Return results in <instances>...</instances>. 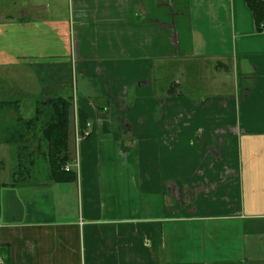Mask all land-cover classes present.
I'll use <instances>...</instances> for the list:
<instances>
[{
  "label": "crops",
  "instance_id": "crops-1",
  "mask_svg": "<svg viewBox=\"0 0 264 264\" xmlns=\"http://www.w3.org/2000/svg\"><path fill=\"white\" fill-rule=\"evenodd\" d=\"M251 1L0 0V70L74 101L75 175L0 184V264H264L242 224L264 218Z\"/></svg>",
  "mask_w": 264,
  "mask_h": 264
},
{
  "label": "trees",
  "instance_id": "trees-1",
  "mask_svg": "<svg viewBox=\"0 0 264 264\" xmlns=\"http://www.w3.org/2000/svg\"><path fill=\"white\" fill-rule=\"evenodd\" d=\"M251 7L256 15L259 26L263 20L260 16L264 14V4L251 1ZM264 26V24H263ZM72 97H57L40 99L34 106V114L27 121H19L17 125L0 130V145L13 149L12 173L13 183H33L34 168L38 161L47 167L48 181L63 182L70 178L74 179L73 171L65 170L71 164L70 159V129L73 112ZM7 102H0V111L7 106ZM17 107V106H16ZM78 126L82 131L86 125L84 117L77 113ZM90 137V136H89ZM36 146L38 153L32 148ZM44 184V183H43Z\"/></svg>",
  "mask_w": 264,
  "mask_h": 264
},
{
  "label": "rangeland",
  "instance_id": "rangeland-1",
  "mask_svg": "<svg viewBox=\"0 0 264 264\" xmlns=\"http://www.w3.org/2000/svg\"><path fill=\"white\" fill-rule=\"evenodd\" d=\"M10 72V73H9ZM15 74V75H14ZM19 76L17 73H13L11 71H2L0 70V102H7L6 109L0 111V130L4 131L6 128L11 129V127H14L18 124L19 121H27L30 117L34 114V106L37 105L38 97L36 98V94L34 93V86L32 82H28L25 80V83L27 82L28 86V92L29 96L28 99L27 95L20 94V89L18 86V83L20 82ZM24 81V80H23ZM13 82V84H12ZM24 82H20L19 86H23ZM68 87L69 91H71V94L73 95V90L76 88L75 82L71 80V78H68ZM24 88V86H23ZM11 90H14L11 91ZM16 90V91H15ZM207 91V87H203L199 92H201L199 95H205L202 93H205ZM31 92V93H29ZM74 102V101H73ZM17 106V107H16ZM71 117V116H70ZM71 127V126H70ZM71 135V134H70ZM72 136V135H71ZM7 146L0 145V184H4L6 182H9L10 174L13 173L14 165H13V149L10 148L8 151ZM35 150V153L37 154L38 151L36 150V146L32 147ZM73 151L69 152L68 155L72 154ZM71 156V155H70ZM47 165L42 163L41 161H38L35 165V168L33 169L34 172V181L33 183H48L49 175L47 176V169H45ZM118 181L120 183H125L126 179L125 176L119 175ZM24 184H30V183H24ZM145 208V205H144ZM250 223L252 225V230L248 229L247 233L250 237H246L245 241H247V247L248 249H261V251L264 254V235L258 236L259 232H264V218H259L255 222H248L245 221L242 222V224L246 225L247 227H250ZM254 236V237H253ZM247 256H250L249 254ZM259 255H256L258 257ZM255 257V256H254ZM255 257V258H256ZM262 262L264 261V255L260 257Z\"/></svg>",
  "mask_w": 264,
  "mask_h": 264
},
{
  "label": "built area",
  "instance_id": "built-area-1",
  "mask_svg": "<svg viewBox=\"0 0 264 264\" xmlns=\"http://www.w3.org/2000/svg\"><path fill=\"white\" fill-rule=\"evenodd\" d=\"M262 27V29L264 28V26L262 25L261 26ZM91 127H92V124H90L89 122L86 124V131L83 133V137L84 138H87V137H89L90 135H91V133H92V129H91ZM65 170L66 171H68L69 170V168H66L65 167Z\"/></svg>",
  "mask_w": 264,
  "mask_h": 264
}]
</instances>
